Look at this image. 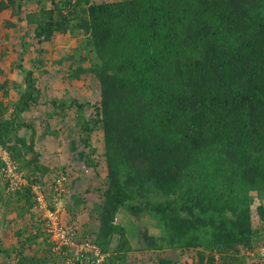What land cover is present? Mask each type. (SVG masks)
Returning <instances> with one entry per match:
<instances>
[{
	"label": "trees",
	"instance_id": "trees-1",
	"mask_svg": "<svg viewBox=\"0 0 264 264\" xmlns=\"http://www.w3.org/2000/svg\"><path fill=\"white\" fill-rule=\"evenodd\" d=\"M5 11L33 27L35 68L46 64L44 45L56 36L86 37L78 49L84 57L64 58V78H93L97 101L50 104L93 108L81 125L92 171L91 133L102 129L106 189L96 206L95 243L109 254L106 264H123L132 250L126 229L115 223L123 212L159 216L166 231L159 249L193 251L195 264H246L239 251L264 237V0H0ZM25 38L17 65L25 90L11 112L2 98L11 83L0 82V147L19 163L27 156L31 186L55 171L40 160L34 125L18 117L42 100L33 70L22 63ZM22 129L31 132L28 141L17 135ZM149 190L162 199H150ZM17 194L38 226L0 255L14 254V264H49L50 256L33 250L42 237L52 254L30 187ZM252 194L261 202L255 207ZM157 264L179 263L160 257Z\"/></svg>",
	"mask_w": 264,
	"mask_h": 264
},
{
	"label": "rangeland",
	"instance_id": "rangeland-1",
	"mask_svg": "<svg viewBox=\"0 0 264 264\" xmlns=\"http://www.w3.org/2000/svg\"><path fill=\"white\" fill-rule=\"evenodd\" d=\"M93 1L112 2L119 0ZM26 9L28 12L33 11L34 5L27 4ZM7 22L16 23L17 27H9ZM32 29L33 27L27 25L25 21H18L17 16H11L10 11L0 14V82L11 83L8 95L2 98L8 104L9 112H11L12 105L18 99L19 93L25 90L24 73L17 68L22 52V34L25 33L27 52L24 54L22 63L26 69L33 70L35 85L40 91L42 100L36 107L18 115V117L20 121H28L34 125L37 132L35 149L40 160L52 171H55L53 175L42 177L40 184H50L57 174H68V181L64 186L66 193L61 194L57 199L62 221L68 225H76L83 236H87L95 243L101 225V218L96 212V206H99L106 189L102 129L96 128L91 133L90 147L96 151L93 159L97 163L96 170L92 171L84 160L83 154L87 153L88 149L83 144L84 137L81 132V125L94 114L93 108L90 106H85L82 109L73 107L66 111H60V109H54L50 104L52 100L65 105L73 100L79 104H94L97 101L99 91L93 78L80 81L64 78L65 71L69 66V61L64 58L70 55L76 56L77 59L84 57V51L78 49L82 48L86 37L79 33L56 36L51 42L44 45V48L49 52L46 64L42 68H35L29 62L30 57H35L32 45ZM81 65L87 67L89 61L85 59ZM17 135L28 141L31 132L22 129L17 132ZM26 158L21 163L12 158L17 165L20 182H26V184L10 191V183L5 176L4 164L0 157V249L17 247L23 235L33 232L38 226V221L34 219L36 215H30L25 200L17 194L22 193L26 187H30L27 169L23 166L26 163ZM84 169H87L88 173H85ZM46 191L47 196L52 201V190L47 187ZM152 193L149 190L147 196ZM252 198L254 207L261 203L255 194H252ZM150 199L160 201L162 198L152 194ZM35 214L39 215V212L35 211ZM115 223L126 229L132 247L123 264H157L160 257L175 258L179 264H195L193 251L180 254L169 248L159 249L162 244L160 239L165 238L166 231L161 219L154 213L139 216H129L125 212L119 213ZM41 239L38 244H35L33 250H36L39 256H50L49 264H64L61 255L52 250L51 254L49 245L43 244ZM111 239L110 250L116 246L117 241L116 237ZM48 240L51 243L49 238ZM262 246H264V237L253 250L242 249L238 254L245 258L246 264H261L258 261L256 251ZM107 255L109 257V254ZM0 262L14 264L15 255L11 253L10 258H4L3 255H0Z\"/></svg>",
	"mask_w": 264,
	"mask_h": 264
},
{
	"label": "built area",
	"instance_id": "built-area-1",
	"mask_svg": "<svg viewBox=\"0 0 264 264\" xmlns=\"http://www.w3.org/2000/svg\"><path fill=\"white\" fill-rule=\"evenodd\" d=\"M0 157L4 164V173L9 180V190L25 185L20 182L17 165L13 162L10 153L0 147ZM88 173L87 169H84ZM20 182L18 184V182ZM68 181V174H57L48 185L32 184L30 186L34 201V209L39 212L43 231L52 243V251L61 255L64 264H105L108 257L101 248L87 236H83L74 224H65L62 221L58 197L66 193L64 186ZM47 187L52 190V201L46 194ZM258 261L264 264V246L256 251Z\"/></svg>",
	"mask_w": 264,
	"mask_h": 264
}]
</instances>
